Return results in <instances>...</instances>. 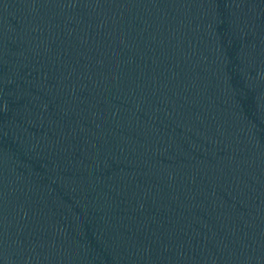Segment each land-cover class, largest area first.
I'll list each match as a JSON object with an SVG mask.
<instances>
[{
	"label": "water",
	"instance_id": "95a60500",
	"mask_svg": "<svg viewBox=\"0 0 264 264\" xmlns=\"http://www.w3.org/2000/svg\"><path fill=\"white\" fill-rule=\"evenodd\" d=\"M0 264H264V0H0Z\"/></svg>",
	"mask_w": 264,
	"mask_h": 264
}]
</instances>
